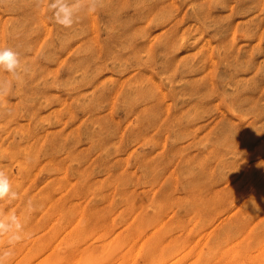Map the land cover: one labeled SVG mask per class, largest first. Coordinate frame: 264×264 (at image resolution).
<instances>
[{"label": "rangeland", "instance_id": "374dc122", "mask_svg": "<svg viewBox=\"0 0 264 264\" xmlns=\"http://www.w3.org/2000/svg\"><path fill=\"white\" fill-rule=\"evenodd\" d=\"M47 5L0 0L7 264H264V0Z\"/></svg>", "mask_w": 264, "mask_h": 264}, {"label": "clouds", "instance_id": "9594fccd", "mask_svg": "<svg viewBox=\"0 0 264 264\" xmlns=\"http://www.w3.org/2000/svg\"><path fill=\"white\" fill-rule=\"evenodd\" d=\"M84 5L85 11L89 14L95 13L103 6V0H78V4L71 6L65 0H48V9L52 10L55 22L64 27L70 28L74 24V8ZM29 71L23 63L19 54L10 47H0V72H6L10 79L0 80V98L7 96L15 84L20 83L24 75ZM18 193L13 191V183L3 168H0V200L6 198L15 199ZM23 225L20 218L10 213L7 217L0 216V239L7 237L8 248H0V264L7 262L14 255L15 245L25 239L22 233Z\"/></svg>", "mask_w": 264, "mask_h": 264}]
</instances>
